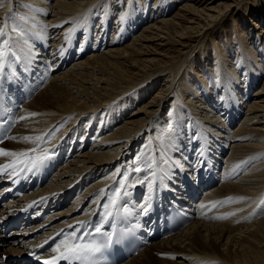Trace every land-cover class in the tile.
I'll use <instances>...</instances> for the list:
<instances>
[{"label":"bare ground","instance_id":"1","mask_svg":"<svg viewBox=\"0 0 264 264\" xmlns=\"http://www.w3.org/2000/svg\"><path fill=\"white\" fill-rule=\"evenodd\" d=\"M18 1L0 0V29L7 33L0 37L4 40L0 50L7 56L5 69L15 57L29 81L24 83L25 95L13 85L16 92L8 99L20 108L8 137L2 140L8 131L4 128L0 138V149L8 153L0 154V197L20 181L30 190L35 171H21L30 159L53 154L60 167L43 187L0 204V249L5 254L4 260L0 253V264H33L23 257L35 253L42 240L64 234L44 256L55 259L68 247L93 237L84 231L75 240L80 230L94 222L101 206L108 204L109 210L118 197L135 201L144 189L147 209L156 199L157 204L181 201L187 209L197 205L198 215L122 264H264V44L261 54L252 53L247 41L239 39L238 60L228 56L229 51L223 54L217 40H213L217 51L213 60L199 45L235 5L245 8L246 2L186 0L173 15L143 25L131 43L119 45L127 33L118 36L123 10L126 7L135 16L142 0ZM179 1L164 0L165 12ZM114 16L115 27L110 23ZM92 19L99 24L96 43L108 44L98 55L93 30L82 27ZM62 23L53 37L51 30ZM130 29L136 32L137 27ZM227 46L234 50L231 43ZM199 51L203 60L196 57ZM9 84L0 77V99L4 100ZM251 95L254 101L247 104ZM244 106L246 112L236 126ZM4 110L6 116L13 112L10 107ZM10 164L15 172L5 167ZM157 167L168 192L155 172ZM194 178L204 187L199 202L191 192L196 187ZM121 180L127 186L126 197ZM176 186L182 193L189 192L192 201ZM73 193V206L66 207ZM33 200L37 201L34 209L39 203H50V217L38 222L40 211L31 219L27 216L29 229L13 228L12 214ZM32 207H26L27 215ZM151 214L148 209L147 215ZM111 215L117 212L112 209ZM104 216L102 211L98 218L102 224ZM153 219L143 221L144 225ZM110 220L111 216L105 218ZM5 225L11 226L8 233Z\"/></svg>","mask_w":264,"mask_h":264},{"label":"rangeland","instance_id":"2","mask_svg":"<svg viewBox=\"0 0 264 264\" xmlns=\"http://www.w3.org/2000/svg\"><path fill=\"white\" fill-rule=\"evenodd\" d=\"M54 0H49V2H53ZM143 2H141V4H143V6H141V10H136V11H138V12H136L135 11V16H133L132 15V17H131V14H130V12L129 11H127L126 10V7H125V9L123 10V12H124V15H123V18L124 19H122L121 21H120V23H118L117 24V26H119V29H121V30H119V34H118V36H120V35H123V31L124 30H126L125 32H127V33H125L124 34V36H123V40L121 41H119L118 42V44L119 45H122L123 44V42L124 43H126V44H128L129 42L131 43V41H132V39L134 38V37H136V35L137 34H139V33H141L142 32V29H144L145 28V26L146 25H148V24H150V23H153V22H156V21H158L159 19H161V18H163V16H167L168 17V15L169 16H171V15H173V13L174 12H176L177 10H178V8L179 7H181L185 2H186V0H183L182 1V3H181V0L179 1V2H176L175 3V5H173L172 6V8H171V10H170V12H165L166 11V9L168 8V5L167 4H164L163 3V1L164 0H142ZM185 1V2H184ZM240 0H238L237 1V3H240L239 2ZM246 3H245V8H244V4H240V8H239V6L237 5H235V7L233 8V10L231 11L232 13H230V14H228L227 15V17H225V19H224V22L223 23H221V24H218L217 26H215V27H212L211 29H210V34L209 35H207V36H205L204 37V41L201 43V44H199L200 43V41H199V45L201 46V48L202 49H204L203 50V52L205 53V55H210L211 56V58L210 59H212V58H217L216 56H217V54H216V46H215V44H214V42H213V40H217L218 42V44H219V46H220V48H221V52L224 54H226L227 53V51H229L227 54H228V56H230L231 58H234V59H239L240 57H241V54H240V52H242V50H241V48L239 49V47H240V40L239 39H241V40H244L245 42L247 41V48L249 47V50L253 53H257V52H259L258 54H261V49L263 48V44H264V31L262 32L260 29H262V28H264V0H244ZM18 2H24V0H19ZM27 2L29 3V0H27ZM160 2H162V6H161V3ZM182 4V5H181ZM147 5V6H146ZM158 6V7H157ZM123 8H124V6H123ZM162 8V9H161ZM244 8V9H243ZM160 9V10H159ZM246 9V10H245ZM145 10L147 11V12H145ZM159 10V11H158ZM245 10V11H244ZM151 11V12H150ZM155 11V12H154ZM157 11V12H156ZM164 11V12H163ZM47 16L46 17H44L45 19L47 18V17H49L51 14H52V9L51 10H49V11H47ZM128 13V14H127ZM158 13V14H157ZM134 14V13H133ZM137 14V15H136ZM146 14H148V16L146 15ZM150 14V15H149ZM155 14V15H154ZM8 15V14H7ZM153 15V16H152ZM157 15V16H156ZM140 16H141V18H144V19H142L141 20V18H140ZM115 17V16H114ZM131 17V18H130ZM133 17H135V19L133 18ZM136 17H139V18H136ZM150 17V18H149ZM155 17H156V19H155ZM98 19V18H97ZM132 19V20H131ZM140 21H139V20ZM150 19L152 20V21H150ZM94 20L95 19H92V20H89V21H85L84 23H83V25H82V27H87V28H89V31L91 32V30H93L92 31V35H93V37H94V43H95V45H96V55H98V53L99 54H102V53H104L105 52V50L108 48V44L105 42V43H103L101 40H99L97 43H96V40H97V29H98V23L97 24H94L95 22H94ZM115 21L116 20V17L115 18H113V19H111V22H110V20H109V22L110 23H112V21ZM128 21V22H127ZM142 21V22H141ZM146 21V22H145ZM88 22H89V24H88ZM133 22V23H132ZM138 22V23H137ZM144 22V23H143ZM140 23V24H139ZM256 24L257 26H259L258 28H256V27H254V24ZM93 24V25H92ZM131 24V25H130ZM97 25V26H96ZM114 26L115 27V24L114 23H112L111 24V26ZM126 25H128V26H126ZM130 25V26H129ZM132 25H136V27H137V29H136V32H132V31H130L131 29V26ZM143 25H145V26H143ZM3 26H4V24H3ZM3 26H2V28H3ZM56 27H58L57 28V30H56V28H53L52 30H51V33L53 34L52 36L54 37V36H56L57 35V33L58 32H60V30H61V28L63 27V23L62 24H58V25H56ZM96 27V28H95ZM140 27V28H139ZM93 28V29H92ZM91 29V30H90ZM99 29H102L100 26H99ZM139 29V30H138ZM56 32V33H55ZM94 32H96V34H93ZM138 32V33H137ZM67 33H73V34H83V32L82 33H75V31H73V30H68V32ZM130 33V36L128 37V34ZM259 33H262L261 35H263V37H261V41L258 39V36L260 35ZM66 35V34H65ZM243 35V36H242ZM249 35V36H248ZM203 36L204 35H202L201 36V38H200V40L203 38ZM60 37V35L58 36V37H56V39L57 38H59ZM50 39V44L52 43V38H49ZM203 40V39H202ZM258 40V41H257ZM239 42V43H238ZM196 43V42H195ZM194 43V44H195ZM231 43V45H232V47L234 48V50L233 51H230L231 49H228L227 47V45L228 44H230ZM193 44V45H194ZM197 44V45H198ZM250 44V45H249ZM192 45V46H193ZM234 45V46H233ZM262 45V46H261ZM196 46V45H195ZM194 46V47H195ZM260 47V48H259ZM105 48V49H104ZM192 48V47H191ZM254 48V49H253ZM209 52H208V51ZM225 50V51H224ZM102 51V52H101ZM216 51V52H215ZM237 51H239V53L237 52ZM95 53H94V56H96L95 55ZM199 54V55H198ZM202 55V56H201ZM235 55V56H234ZM237 55H239V57H237ZM89 55H87V56H84V58H86V57H88ZM232 56H234V57H232ZM196 57H197V59H201V60H203L204 59V55L199 51L197 54H196ZM214 58V59H215ZM262 57L260 56L259 57V60L261 59ZM213 60V59H212ZM213 62V64H215L216 62L215 61H212ZM238 67H240V65H237V69H238ZM177 68V67H176ZM176 68H175V70H176ZM175 70H172V72H174ZM171 72V73H172ZM261 74V73H260ZM171 77V76H170ZM241 77V76H240ZM245 77V76H244ZM262 77H264V72L262 73ZM241 79H242V77H241ZM243 81H244V78H243ZM256 86L253 88V91H252V93L256 90ZM259 88H260V85H259ZM258 88V89H259ZM254 95H251V103L250 102H248L247 104H252V102L254 101V97H253ZM248 100H249V98H248ZM247 106V105H246ZM246 106H244L243 107V110H242V116L239 118V120L236 122V124L234 123V125H240L239 123H241L240 121H242V118L244 117V114H245V110H246ZM133 110V109H132ZM131 110V111H132ZM130 111V112H131ZM194 114V113H193ZM195 116V115H194ZM197 117L195 116V119H196ZM194 120V119H193ZM197 120V119H196ZM196 123V122H195ZM197 124V123H196ZM234 125H232L231 126V128H230V131H229V133H228V135H230L231 134V132H233V127H234ZM233 128V129H232ZM6 146V145H5ZM7 147V146H6ZM156 149H158V146L156 145ZM230 149V146H228L227 147V151ZM227 153V152H226ZM224 156H225V154H224ZM223 156V157H224ZM223 157L221 158V160H222V162H224L225 160L223 159ZM260 160L258 159L255 163H253L254 165L256 164V165H258V162H259ZM249 162V161H248ZM248 162H246V163H248ZM253 164H251V165H249L248 166V168H247V171H248V169L249 168H251V166H253ZM255 165V166H256ZM247 171H245V173L247 172ZM245 173H243V174H241V176L242 175H244ZM240 176V177H241ZM237 196H239V195H237ZM198 198V197H197ZM196 198V199H197ZM251 214V213H250ZM249 214V215H250ZM179 234V233H178ZM177 235V234H176ZM6 242V241H5ZM1 251H0V253H1V255H2V259H4L5 260V254H4V256H3V253H2V251H3V249H0ZM154 255H155V253H154ZM10 257V256H9ZM6 261L7 262H9L10 261V259L8 258V260L6 259ZM137 263V262H136ZM137 264H139V263H137Z\"/></svg>","mask_w":264,"mask_h":264},{"label":"snow or ice","instance_id":"3","mask_svg":"<svg viewBox=\"0 0 264 264\" xmlns=\"http://www.w3.org/2000/svg\"><path fill=\"white\" fill-rule=\"evenodd\" d=\"M0 37H7V33L4 32L2 29H0ZM4 40L0 39V44H3ZM63 49H61V52ZM7 58L6 53L2 50H0V77H4L6 80L7 77L4 75L5 73V66H4V61ZM16 58L13 57V60ZM187 126V125H186ZM0 154L7 155L8 153L5 152L4 150L0 149ZM51 157L46 156L43 158H32L26 163H24L21 166V171H27L28 173H33L34 171H38L39 168L45 163L47 159H50ZM7 169H11L12 172H15V168L13 165H7L5 166ZM138 170V169H137ZM119 171V169H117ZM2 174V172H0ZM127 172L124 173V176L127 177ZM163 178V177H162ZM120 187L124 188V195L125 197L128 195L127 193V186H125L124 181L121 180L119 181ZM105 209H107V205L104 206ZM147 207L142 208L143 212H147ZM95 232L100 234L101 233V228L99 226L95 227ZM73 236H75V231L72 233ZM107 237V240L104 242L103 247H108L112 244V236L111 234L105 232L103 233ZM101 250V245H96L95 247L89 245V244H75L67 248V251L64 253H61L58 257H56L53 260L45 261L44 264H57V261L60 259L64 260H81L87 258L90 254L99 252Z\"/></svg>","mask_w":264,"mask_h":264}]
</instances>
